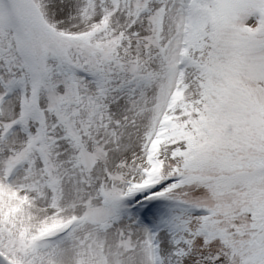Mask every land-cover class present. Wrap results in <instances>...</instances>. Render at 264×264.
<instances>
[{"label":"snow or ice","instance_id":"obj_1","mask_svg":"<svg viewBox=\"0 0 264 264\" xmlns=\"http://www.w3.org/2000/svg\"><path fill=\"white\" fill-rule=\"evenodd\" d=\"M0 264H264V0H0Z\"/></svg>","mask_w":264,"mask_h":264}]
</instances>
